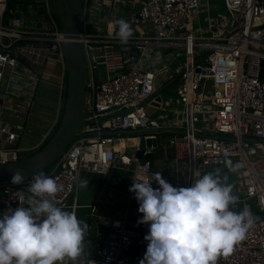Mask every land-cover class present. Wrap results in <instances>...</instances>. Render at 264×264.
Instances as JSON below:
<instances>
[{"label": "built area", "instance_id": "2783aa9c", "mask_svg": "<svg viewBox=\"0 0 264 264\" xmlns=\"http://www.w3.org/2000/svg\"><path fill=\"white\" fill-rule=\"evenodd\" d=\"M119 3L130 10L133 34L126 44L115 35L118 18L107 16ZM223 4L227 13L212 15L213 0H84L77 17V40L85 59L84 114L76 138L42 173L57 182L52 199L75 215L84 176L105 179L115 174L122 188L116 190V216L97 214L96 205L90 208L96 239L103 238L95 255L82 250L75 262L65 264H138L146 250L148 225L137 223L142 214L128 191L132 179L160 172L173 186H188L197 178L196 171L209 167L236 174L233 210L248 209L254 218L246 238L228 254L221 253L216 264H264V0ZM203 13L205 26L197 28ZM65 41L48 0H0V111L10 96L22 93L29 98V108L34 103L30 98L51 80L64 95ZM152 51L162 61L170 59L168 66L149 67L145 56ZM179 57L181 67L172 74L179 79L176 104L181 107L174 108V118L159 121L152 116L154 110L166 111L159 75ZM100 67L105 78L98 80ZM21 107L24 117L28 108ZM198 117L205 120L200 127L195 125ZM21 129L6 123L0 127V163L20 157L15 143ZM152 140L155 147L140 146V141ZM156 149L160 155L153 158ZM33 178L18 185L1 180L0 211L27 206ZM152 186L158 187L154 181Z\"/></svg>", "mask_w": 264, "mask_h": 264}, {"label": "clouds", "instance_id": "9594fccd", "mask_svg": "<svg viewBox=\"0 0 264 264\" xmlns=\"http://www.w3.org/2000/svg\"><path fill=\"white\" fill-rule=\"evenodd\" d=\"M115 24V35L126 44L133 34L130 24L124 19ZM225 164L235 170L231 161ZM22 172L13 170V185L22 182ZM57 191L53 178L38 173L28 187L27 206L0 211V264H65L81 255L88 225L57 205L52 199ZM128 191L142 214L137 223L148 225L146 250L138 264H216L221 253L228 254L246 238L254 221L248 209L233 210L238 198L218 169L188 186H173L156 172L132 179Z\"/></svg>", "mask_w": 264, "mask_h": 264}, {"label": "crops", "instance_id": "0c3cea01", "mask_svg": "<svg viewBox=\"0 0 264 264\" xmlns=\"http://www.w3.org/2000/svg\"><path fill=\"white\" fill-rule=\"evenodd\" d=\"M127 6L126 3L114 4L111 9H108L107 16L111 17L112 15H115L116 18L121 19L123 14L129 9ZM114 20L116 21V19ZM96 52H99V50H96ZM145 57L147 58L146 63L152 68L161 67L163 63L168 66L170 60L162 61L157 51H152L151 54L148 56L146 55ZM96 59L98 58L96 57ZM182 60L183 57L171 60L169 67L166 68V74L159 75L158 81L161 83L164 82V88L175 85L174 89L176 90L179 79L175 75L173 76L172 73L175 68L181 67ZM56 73H58L57 66ZM96 77L98 80L105 78L104 67L98 69V75ZM54 82L55 80H51L50 83L46 82L38 89L36 95L33 98H30L34 103L29 108L26 107V100L29 98L22 93V95L10 96L5 103V106L0 111V127L3 123L9 124L13 129L15 126H22V129L18 131V138L15 143L21 148L20 157L37 149L40 144H42L44 135L49 129H53L57 122L63 96L59 94L58 88ZM21 105L28 108L27 115L24 117L20 116L19 113L20 109H24ZM168 113L169 112H165L166 116H168ZM172 117L174 118V116ZM3 137L4 135L0 134V146L3 145ZM159 155L160 154H158V156ZM87 181V191L89 196L87 199L80 197L81 203H78L76 215L78 219L88 225L82 242V250H86L90 255L91 249L89 247V242L90 240L96 239L98 233L96 220L89 216L90 208L93 205H96L95 212L97 214L111 217L116 216V213H118V209L120 208L118 205L116 206L115 174L108 176L105 179L93 176ZM99 194L103 196L102 199H99ZM88 254L86 253V255ZM78 264L80 263L78 262Z\"/></svg>", "mask_w": 264, "mask_h": 264}, {"label": "water", "instance_id": "95a60500", "mask_svg": "<svg viewBox=\"0 0 264 264\" xmlns=\"http://www.w3.org/2000/svg\"><path fill=\"white\" fill-rule=\"evenodd\" d=\"M83 2L84 0H48L50 11L58 20L61 32L66 36V41L62 44L65 70L63 107L58 114L54 130L36 151L18 159L0 163V181L10 180L13 170L17 168L23 170V179L48 170L76 138V132L84 114L86 97L84 51L82 44L77 40L80 32L77 17ZM129 17L130 10L123 14L122 19L131 26ZM209 24L213 25L214 20L211 19ZM211 30L214 31L215 28L211 27ZM96 83L97 79H95ZM156 100L160 101V97ZM144 144L155 147L156 141H140L141 147ZM128 151L133 152V149L128 148ZM102 241V237L90 240L91 257L95 255L98 242Z\"/></svg>", "mask_w": 264, "mask_h": 264}, {"label": "rangeland", "instance_id": "374dc122", "mask_svg": "<svg viewBox=\"0 0 264 264\" xmlns=\"http://www.w3.org/2000/svg\"><path fill=\"white\" fill-rule=\"evenodd\" d=\"M213 10L211 12L212 15H215L216 13H220L222 15H225L226 9L224 7L223 4V0H213ZM206 14H200L199 15V19L198 22L195 23V27L199 28V27H204L205 23H204V19L206 18ZM158 53V52H157ZM159 54V53H158ZM97 71V70H96ZM97 73V72H96ZM88 77V75H87ZM3 83H5V81H3ZM175 85L169 86V87H165L162 91V100H163V104L164 107L166 109V111H161V110H154L152 116L154 118H158L159 121L165 120L166 118V114L165 112H169L168 115L170 116H176L177 114L174 112V108H180V104H176V90L174 89ZM205 123V120L202 117H198L195 120V125L200 127L202 124ZM158 155V149L155 150L153 158L157 157ZM219 170V174L222 177V179L224 180V182L229 183L233 186H235L236 181H237V177L235 173H230L227 171V168H221V167H209L206 171H196V177L198 178L200 175L204 174L205 172H210L213 170ZM182 171H185L184 165L182 166ZM88 180L86 176H84V178L81 181H85ZM121 184L116 182V190L121 189ZM87 185L85 186H81V184L79 183L78 186V203L80 202V197H83V199H87L89 196V193L87 191ZM81 203V202H80ZM79 203V204H80ZM132 216H129V219L132 220Z\"/></svg>", "mask_w": 264, "mask_h": 264}, {"label": "trees", "instance_id": "16d2710c", "mask_svg": "<svg viewBox=\"0 0 264 264\" xmlns=\"http://www.w3.org/2000/svg\"><path fill=\"white\" fill-rule=\"evenodd\" d=\"M77 23H78V26H80V21L79 20H77ZM63 92H65V85H64V90H63ZM62 107H63V97H62V102H61V108H60V111H61V109H62ZM55 127V126H54ZM53 130H54V128H53ZM48 139V137L46 138V140ZM45 140V141H46ZM44 141V142H45ZM38 149V148H37ZM37 149H35L34 151H36ZM33 151V152H34ZM32 153V152H31ZM31 153H29V154H31ZM28 155V154H27ZM47 171V170H46Z\"/></svg>", "mask_w": 264, "mask_h": 264}, {"label": "bare ground", "instance_id": "6f19581e", "mask_svg": "<svg viewBox=\"0 0 264 264\" xmlns=\"http://www.w3.org/2000/svg\"><path fill=\"white\" fill-rule=\"evenodd\" d=\"M176 88H177V86H176Z\"/></svg>", "mask_w": 264, "mask_h": 264}]
</instances>
